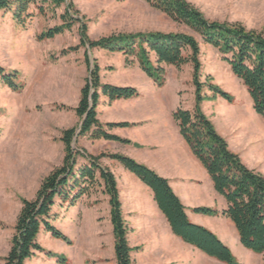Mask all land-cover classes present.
<instances>
[{"label": "rangeland", "instance_id": "1", "mask_svg": "<svg viewBox=\"0 0 264 264\" xmlns=\"http://www.w3.org/2000/svg\"><path fill=\"white\" fill-rule=\"evenodd\" d=\"M72 1L80 10V16L87 21L88 33L92 39L121 32L189 31L164 12L152 7L146 0ZM188 1L212 21L239 22L248 29L264 31V0ZM31 11L34 16L29 18L25 25L16 22L13 11H0V65L8 72L17 71L19 76L16 82L23 86L21 91H14L0 76L2 257H5L11 248L16 221L23 206L22 199H33L43 179L63 162L65 146L61 136L65 129L80 125V118L74 108L78 105L81 88L89 75L84 47L61 55L63 49L80 44L79 24L54 38L38 40L39 34L61 23L60 16L64 9L48 8L46 13L41 14L32 6ZM200 41L204 92L209 96L213 95L208 86L212 82L233 95L231 110L238 109L239 105L243 106L246 112L253 110V102L246 87L233 74L229 64L223 60L217 49L201 39ZM89 54L92 61L94 58L98 59L102 68L101 74L107 79H124L135 83L140 78L137 63L124 69L125 56L120 52L93 49ZM166 70L162 95L167 103L176 102L177 97H180V105L184 108L192 107L193 110V65L188 63L181 68L170 65ZM216 98L222 99L220 96ZM217 122L222 129L225 119L219 117ZM75 146L85 148L95 155L116 151L114 145H104L88 136H79ZM101 162L109 166L115 174H119L121 164L118 161L104 157ZM79 164H85V160L79 158ZM259 169L264 172V164H261ZM202 185L209 190L208 203L215 206L223 204L210 179ZM196 199L199 200L198 196ZM189 209L193 217L194 212L192 208ZM110 211L109 196L101 186L92 189L90 194L84 195L75 205L59 201L54 208L51 222L63 231L72 243H66L51 235L52 242L48 249L66 256L68 264H116ZM197 223L202 225V222ZM214 225L217 227L214 232L232 249L240 264H264V253H255L243 247L235 225L229 218H216ZM220 227H223L225 232L220 231ZM145 233L139 229H131L129 232L130 244L137 248L132 252L133 264H213L205 257L204 252L184 243L181 250L183 260L176 262L172 257L173 247L145 246ZM157 257L167 260L155 263ZM41 260H46L45 253H37L31 261ZM54 260L59 264L57 258ZM0 264H5V261L1 260Z\"/></svg>", "mask_w": 264, "mask_h": 264}, {"label": "trees", "instance_id": "2", "mask_svg": "<svg viewBox=\"0 0 264 264\" xmlns=\"http://www.w3.org/2000/svg\"><path fill=\"white\" fill-rule=\"evenodd\" d=\"M146 1L189 31L121 32L92 39L88 33L87 21L80 16L81 12L72 0H0V11H13V16L20 25H25L34 16L32 6L41 14L46 13L48 8H63L61 23L48 28L37 38L51 39L79 24L80 44L63 49L61 55L84 47L89 71L81 88L79 103L74 108L80 118V125L67 128L62 133L61 141L65 146L62 164L43 179L33 199H22L23 206L16 221L11 248L5 257L0 256V261L4 260L5 264H26L37 253L57 258L59 264H68L66 256L47 250L40 243L39 235L42 230H46L52 236L71 244L70 238L51 222L54 208L59 201L75 205L98 186L103 187L109 196L116 264L134 263L132 252L137 248L131 246L129 241V228L123 211L118 179L109 166L102 164L101 159L104 157L118 161L152 189L154 199L175 235L212 258L226 264H240L232 249L214 231L190 219L186 206L167 178L129 155L119 152L95 155L74 145L78 131L77 138L88 136L93 140L132 143L110 130L135 123L104 124L98 119L97 108L102 96L114 101L138 97L141 93L135 86L104 82L98 59L91 60L89 51L93 49L122 53L126 66L137 63L159 87L166 83L167 66L181 68L188 63L193 65L194 108L190 110L180 105L174 111L173 117L182 136L209 174L214 190L224 197L227 205L223 210L197 206L192 211L229 218L235 225L242 246L255 253H264V174L244 163L204 112V101L220 96L232 102L233 95L212 82L208 86L213 95L209 96L204 92L200 59L201 39L219 51L233 74L246 87L254 110L264 118V31L248 29L239 22L212 21L188 0ZM0 76L14 91L22 90L23 86L16 82L19 76L17 71L8 72L0 65ZM79 158H83L85 164L80 165Z\"/></svg>", "mask_w": 264, "mask_h": 264}, {"label": "crops", "instance_id": "3", "mask_svg": "<svg viewBox=\"0 0 264 264\" xmlns=\"http://www.w3.org/2000/svg\"><path fill=\"white\" fill-rule=\"evenodd\" d=\"M123 67L127 69L131 66ZM139 73L140 78L135 83L124 79L114 81L101 74L104 82L135 86L141 94L138 97L114 101L102 96L97 108L98 119L104 124L110 122L135 123L132 126L115 127L110 130L111 133L131 140L132 143L124 144L106 139H97L96 141L104 145H114L115 153L129 155L167 178L186 206L190 219L193 222L196 221L195 223L202 222L205 227L216 231L214 219L227 217L204 214L203 216L199 213H194L191 217L189 208L208 206L223 210L227 203L224 197L215 190L222 198L223 204L215 206L208 203L209 190L202 184L211 178L182 136L178 123L173 117L174 111L181 104L180 97H177L176 102L168 104L162 95L165 86H157L154 80L141 68ZM238 107L236 110H231L230 102H226L224 98L217 100L216 97L206 100L202 104L204 112L213 121L219 133L229 141L230 148L239 154L250 168L262 172L259 167L264 164V118L254 110V107L249 112H246L241 105ZM187 109L192 110V107H187ZM219 117L225 119L222 129L217 122ZM262 173L264 174V172ZM116 175L129 232L131 229L144 230L146 232L143 237L145 246H171L174 251L172 257L176 262H181L183 260L181 253L183 243L187 246H194L184 242L173 233L166 216L154 199L152 189L122 164L119 174ZM197 196L199 200L196 199ZM219 230L225 232L223 227H220ZM51 235L46 230H42L39 235L40 243L47 250L52 242ZM204 255L213 264H226ZM31 260L32 258L26 264H56L54 258L47 255L46 260L34 262ZM155 260V263H161L166 262L167 259L157 257Z\"/></svg>", "mask_w": 264, "mask_h": 264}, {"label": "water", "instance_id": "4", "mask_svg": "<svg viewBox=\"0 0 264 264\" xmlns=\"http://www.w3.org/2000/svg\"><path fill=\"white\" fill-rule=\"evenodd\" d=\"M78 133H79V131H78ZM78 133H77V136H78ZM77 136H76V138H75V141H74V145H75V143H76V140H77Z\"/></svg>", "mask_w": 264, "mask_h": 264}, {"label": "bare ground", "instance_id": "5", "mask_svg": "<svg viewBox=\"0 0 264 264\" xmlns=\"http://www.w3.org/2000/svg\"><path fill=\"white\" fill-rule=\"evenodd\" d=\"M236 232V231H235Z\"/></svg>", "mask_w": 264, "mask_h": 264}]
</instances>
